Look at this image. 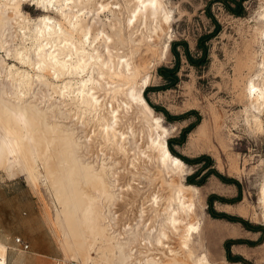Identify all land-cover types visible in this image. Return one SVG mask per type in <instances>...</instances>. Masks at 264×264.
I'll use <instances>...</instances> for the list:
<instances>
[{"label": "bare ground", "instance_id": "obj_1", "mask_svg": "<svg viewBox=\"0 0 264 264\" xmlns=\"http://www.w3.org/2000/svg\"><path fill=\"white\" fill-rule=\"evenodd\" d=\"M22 1L0 0V28L5 25L6 19H8H5V15L17 16V20L15 19L17 22L15 24H18L19 29L24 32L21 33L22 37H20V42L22 43L14 50V58L20 64L29 66L31 68L30 70L33 71L30 74L28 71L15 69L13 65L7 66L6 63L8 62L4 63V65L6 64L8 72V74L6 73L7 81L13 86L14 99L0 98V171H4L7 178H12L16 173H20L34 189L42 186L51 194L53 202L57 203L54 205L55 217H57L56 224L59 221L65 222L67 235L74 239L73 246L68 247L71 249L69 258L79 259L82 264H132L134 261L138 264H213L208 258L207 251L203 246L201 224L196 214L199 189L192 187V185L188 186L183 184L184 176L188 171L187 167L184 162L172 156L168 151L166 139L169 132L163 125L162 118L154 114L141 96L142 90L149 85L151 77L145 64L148 61L146 57L155 55L158 47V44H154L155 42L152 41L153 36L151 34L158 37L156 36L158 32L157 29H153L149 33L145 32L143 34L139 28L145 27L147 22L149 24L157 22L159 23L160 29H162L163 24L168 25L167 28L169 29V25L172 22V12L166 8L163 0H115V8H111L112 5L110 3H104V0H102V2L97 4L96 12H103L104 10L110 11L108 12L110 13L111 19L107 26L111 34L108 36L98 29L94 31L85 19L86 16H89L87 10L91 9V6L95 5L99 0H96L95 4H93L95 0H35L43 8L46 4H57L60 9L58 10L60 11L61 21L56 23L49 18L42 17L43 19H40L32 30L29 27L30 25H27L29 24L27 20L25 21L22 16H18ZM73 8L77 9L75 14L72 12ZM137 23L143 26H135ZM258 23L259 26L256 28L257 34L247 47L259 44L264 49V42H262V39H264V23ZM25 30L29 31V47L24 44L26 39L25 35L28 34ZM139 30L143 34H141V39L136 38V35L140 33L138 32ZM97 44H103L105 53L99 51L100 49ZM0 45L2 44L0 43ZM168 48V44H163L162 58H165ZM30 52L33 53L34 60L30 58ZM256 54L254 52H245V55L237 60L234 70L236 76L234 80L235 85L242 84L241 77H243L244 72L253 73L256 69V58H258ZM135 58L137 59L136 64L134 63ZM159 59H161L160 56ZM261 59V69L258 70L255 76H249L243 82L244 86L242 90V97L245 103H247V108L244 110L246 114L245 123L255 133L264 131V121L260 119V114L264 111L262 110L264 108V54H262ZM0 62L2 63L1 59ZM93 73H96L104 81V86L100 87L101 89L103 88L102 91L104 93L99 90L100 88L98 90L110 99L108 106L106 105L108 103H100L99 99L102 97L99 98L100 96L97 97V93H94L97 90L91 86L94 85L92 82L95 81L92 78ZM65 76L75 77L74 79L77 80L76 83H72L73 81L68 83L66 81L67 83L65 82L66 84L62 86H60L61 84L58 86L57 84L55 85V80L60 79L61 82L62 77ZM34 81H50L49 84L47 83L48 86L53 95H56L62 100L60 103L62 105L65 104L66 108H68L67 113L70 112L69 114L81 119L82 123L85 121L86 124L91 125V129L93 130L91 134L94 139L93 141H89L96 143L101 150H112L111 153L114 152L116 157L118 154L121 156L122 153L123 158H125L127 148V145L125 146L124 144V134L116 131L118 128L114 127L116 118L119 117L117 114L120 112L121 107L124 106L120 101H122L121 99H125L126 107H132L133 104L139 106L137 110L141 111L142 117L140 118H142L143 122L142 129L140 130L141 140L143 141L145 138L144 149H146L147 153L149 151V153L153 154V156L148 157L149 162L146 165H150L148 163H152V159L154 160L152 167L159 171L162 183L169 187L171 191L165 199L161 195H155V193L152 196V206L150 204L151 210L159 206L158 203L162 198L165 200V207L162 210L164 211L163 227L156 230L155 225V231L151 228L152 225H148L150 229L148 226L146 229H143L145 230L143 240L146 243L143 245L144 247L140 244L146 251L144 253L139 252L142 254L138 253L139 256L141 255L139 257L140 259L135 258L133 251L127 248L128 246H126L124 241L119 239L118 236L120 234L118 236L115 235L118 231L115 233V230L112 229L114 225L111 224L113 225L111 228V225L109 226L105 222V217L102 215L103 211L101 212V200L108 204L113 202L114 199H118L115 198L116 194L113 192V184H110L111 182L109 183L108 181L111 178L110 172L112 168L106 166L110 164H105V166L99 162L101 166L95 168L91 165V161L90 163H86L87 161L84 162V160L82 161L80 159V155H77L81 147L80 140L78 137H76L77 139L75 138L69 126L65 125L64 122L56 121L57 118H55L53 113L50 116L48 115L49 112H52L50 111L51 107L47 108L49 112L42 111V109L40 110L37 107L38 105L36 103L34 104L35 101L26 99V96L30 94L29 91ZM101 81L99 82L101 83ZM96 84L99 85V83ZM76 86L77 88H74ZM134 109L136 110L135 107ZM57 110L60 113L59 109ZM135 110V114L136 112L139 113V111ZM125 112L128 111L125 110ZM206 133V124L203 123L190 136L189 145L193 146L200 138L205 137ZM137 155H140V153ZM151 157L152 159H150ZM121 160L126 162L124 159ZM124 162L121 163L124 164ZM142 162L144 163V160ZM146 165L144 169H146ZM132 166L134 165L132 164ZM130 172L131 170H129V174ZM138 176L140 175L138 174ZM138 176L135 175V177ZM116 178L118 177L116 176ZM175 179L180 180V182H175ZM81 185L88 187L89 191H83L84 188L82 189ZM126 186L130 187V185ZM117 191L115 190V193ZM137 191L139 192H137L138 194H141L144 190H141V192L137 189ZM143 193L145 194V192ZM149 193L151 194V192ZM127 194L125 193L126 196ZM132 195L129 197H132ZM139 196L142 197V195ZM129 201L121 203V208L123 211L125 210L126 215L120 216L127 219L131 216L132 218L137 217L135 210H133L136 206V201L134 198H132V203ZM147 202L150 201L148 200ZM258 203L262 208L261 218L264 220V180H262L259 187ZM108 209L111 208L108 207ZM131 209L132 215L130 214ZM143 209L139 212L140 217L146 213L145 209V213H143ZM155 209L154 211H156ZM129 210L130 213H127ZM157 211L155 213H159ZM150 213L153 214V212ZM160 215L161 213L159 217ZM154 217L152 215L151 219ZM111 219H114V217ZM141 219L143 220L144 218L142 217ZM112 222L114 223V220ZM143 225L146 224L142 223ZM60 231L62 232V230ZM152 232H154V235ZM170 236L172 238L174 237L172 240H176V247H172L169 244L170 242L168 243ZM6 250V246L0 243V264H6Z\"/></svg>", "mask_w": 264, "mask_h": 264}, {"label": "rangeland", "instance_id": "obj_2", "mask_svg": "<svg viewBox=\"0 0 264 264\" xmlns=\"http://www.w3.org/2000/svg\"><path fill=\"white\" fill-rule=\"evenodd\" d=\"M163 1L166 8L172 12V22L169 25V29L167 28L168 25L166 24H163L162 29H160L159 23L157 22H155L156 24H149V22H147L145 27L140 23V26H138V23L135 25L137 27L143 26L139 28L143 34L145 32L149 33V31H152L153 29H157L158 32L156 35L158 37H155V35L151 34L153 36L152 41L155 42L154 44H158V47L156 49V56L151 54L152 56L149 55L146 57V60L148 61H146L145 64L147 65V69L151 77L149 85L142 90L141 96L145 103L154 112V114L162 118L163 125L169 132L166 143L167 149L172 156L177 157L170 151L168 141H174V143H172V150L181 157L187 158L190 161H194L200 157H206L210 161L208 164L205 161L193 165L184 163L188 171L183 180V184L188 186L192 185V187L199 189L198 202L196 204V214L201 224L202 243L205 250L207 251V256L210 261L213 264H264V220L261 218L262 208L258 203L259 187L262 180H264V131L255 133L251 131V129L246 125V114L244 113V110L247 108V103H245V100L242 97V90L244 86L243 82H245L249 76H255L258 73V70L261 69V57L262 54H264V49H262L259 44L251 45V47L247 46L248 44H251L250 41L253 40L257 34L256 28L259 26L258 22L264 23V0L244 1L242 3L243 15L238 17L230 14V12L225 9L223 3L221 2L222 0ZM99 2H102V0L97 1V3L95 0L93 4H96L93 5L94 7L91 6V9L87 10L89 16H86L87 18L85 17V19L87 23L91 25L94 31L98 29L110 36L111 33L109 27L107 26L111 19L109 13L110 11L104 10L105 12H96L98 7L97 4ZM103 2H108L112 5L111 8H115V0H104ZM230 6L234 7L232 4H230ZM58 9L59 7L55 3L52 5L46 4L43 8V6L37 4L35 0H23L18 16H22L25 21L27 20L29 23L27 25H30L29 27L32 30L34 25L43 18H49L56 23L61 21V15L59 11L60 9ZM63 10L67 11L66 9ZM76 10V8H73L72 12L75 14L77 12ZM5 19L7 20L5 25H7H4L0 28V43L2 44L0 45V59L2 60V63L0 62V98L14 99L13 86L9 81H7L8 72L6 64L7 66L13 65L15 69H20V71H28L30 74L33 73V71L30 70L31 68H29V66L20 64L14 58V50L18 48L20 43H22L20 42V37H22L21 33L24 32L19 29L20 27L18 24H15L17 22V16L5 15ZM216 26L219 27L218 31L210 39L205 40L202 43L203 46L201 47L199 45L201 38L211 35L215 31ZM140 30L138 32H140ZM25 32L28 34L25 35L27 40L25 39L26 42L24 41V44L29 47V31L25 30ZM141 32L136 35L137 39H141ZM262 42H264V39H262ZM181 43H184L185 47L184 45H180ZM163 44L169 45L165 58H162ZM173 44H176L175 51L178 53V62L177 58L172 53ZM97 46L100 49L99 51L104 52L103 44H97ZM185 48H187L188 54L192 59L200 61L198 66H192L189 63L184 54ZM204 50L205 53H203ZM245 52L257 53V66L253 73L244 72L243 77H241L242 84L239 83L238 85H235L234 80L236 76L234 70L236 63L240 57L245 55ZM29 55L30 58L34 60L33 53L30 52ZM159 56L161 59H159ZM4 63L6 64L4 65ZM134 63H137L136 58L134 59ZM175 66H177V82L172 87L165 88L169 82L163 80L158 75L157 70L161 67L173 69ZM97 76L98 75L96 73H93L92 78L95 81L92 82L94 85L91 86L97 90L94 92L97 93V97H102L99 99V102L102 104L108 103L106 104L108 106L110 99H108V96L105 97L103 94L104 91H102L103 88H100L101 86H104V81L100 79L99 76ZM74 78L75 77L73 76H65L62 77L61 82L60 79L55 80L56 82H54L55 85L57 84L58 86L61 84L60 86H62L67 82L71 83L73 81L72 83H76L77 80ZM99 81H101V83ZM95 82L99 83V85ZM47 83L49 84L50 81H34L31 90L29 91L30 94L26 96V99L33 100V102L35 101L34 104L36 103V105H38L37 107L40 110L42 109V111L49 112V109L47 108L51 107L50 111L52 112H49L48 115L50 116L51 113H53L55 118H57L56 121L64 122L65 125L69 126V128L73 131L75 138L78 137L80 140L79 142L81 147L79 148L77 155H80L79 157L82 161H87L86 163H90L91 161V165H93L95 168L100 167L102 163L104 165H111H105L106 167H111L113 170L110 172L111 178L116 175L119 179L115 176L113 179H108V181L109 183L111 182L110 184H113V192L116 194L115 198L118 199H114L113 202L108 204H106L107 202L101 200V212L103 211L102 215L105 217V222L109 226L111 224L114 225L115 228L113 225L110 227H113L112 229L115 230V233L118 231L115 235L118 236L120 234V236H118L119 239L124 241L126 246H128L127 248H130L133 251V254L135 255L133 256L135 258L140 259L139 257H141V255L139 256V254L142 253L139 252L144 253V251H146L143 248V245L146 243V241L144 242L143 240V233L145 232L143 229H146L148 225H152L151 228L153 230H155V225L156 230L163 227L162 224L164 219V211L162 210H164L165 207L164 199L169 196L171 191L169 187L162 183L161 176H159V171L152 167L154 165V160L152 157L150 159H152L153 164L148 163L150 165H146L147 162H149L148 157L153 156V154L149 153V151L147 153L146 149H144L145 138L143 137V141L141 140L142 137L140 135V130L142 129L141 126L143 122L142 118H140L142 117L141 111L137 110L139 109V106L131 104L132 107H126L124 102L125 99H121L122 101L118 99L120 103L122 102L124 104V106L122 105L123 107H121V110H119L120 112L117 114L119 117L116 118L114 127L118 128L116 131H120L124 134V144L125 146L127 145L126 147L128 148L127 149L125 147L127 157L125 160L126 157L123 158L124 156L122 153L121 156L118 154L119 157H116L114 152L111 153L112 150H101L96 145V143H91L94 139L93 135L91 134L93 131L91 129V125H88L85 121H83L85 123L84 125L81 119L69 114L70 112L67 113L68 108H66L65 104H63L65 106L64 108V106L60 103L62 100H60L56 95H53ZM74 88H77V86ZM98 89L103 93H101ZM4 93L5 95H8L5 96ZM152 106L162 109L168 114V116L172 118L181 116H184V118L168 121L165 118L163 112L155 111ZM57 109H59L60 113ZM125 110L128 112H125ZM134 110L139 111V113L136 112L135 114ZM262 110H264V108H262ZM250 111H252V109H250ZM260 119L264 121V111H262V114H260ZM203 123L206 124L207 133L205 137L200 138L198 142H196L193 146H190V136L194 134L198 127ZM191 126L192 128L190 131L182 138L183 132ZM180 141L181 143L178 144ZM140 150H142L143 153H141L142 151ZM135 152L137 153L135 154ZM139 153L140 155H137ZM121 159H124L126 162ZM143 160L144 163L142 162ZM121 162H124V164ZM131 163L134 166L136 165L135 168ZM144 164L146 165V169H144ZM115 165L118 166L116 167ZM139 168H141L140 171ZM126 169L131 170L130 174L129 170L127 171ZM143 169L147 173H145ZM147 169L148 171H146ZM202 169L204 170L202 171ZM210 172L213 174L209 175L208 173ZM134 174L136 176L139 174L140 176L135 177ZM159 177L160 179H158ZM189 178H193L192 181L196 184H188L187 180ZM220 178L226 181H232V183H223ZM150 182H153L152 185ZM175 182H180V180L175 179ZM126 185H130V187ZM81 188H84L83 191L85 192L89 191L88 187L84 185H81ZM119 188L124 190V192H122V190ZM33 189L34 188L20 173H16L12 178H7L4 171H0V191H4V193L0 195V208L4 207L17 210L20 214V222L18 221L14 224L20 226L25 232H29L31 229L29 222L31 219H33L32 223L35 226H37V223L45 225V227H47L49 230L50 237L53 239L56 246L55 253L58 256V261L56 264H82L79 259L69 258L71 249L68 247L73 246L74 239L67 235V226L65 222L59 221V223H57L58 225L56 224L57 217H55L56 215L54 212V205L56 202H53L51 194L42 186L37 187V189ZM137 189L139 191L144 190L143 192H145V194L142 191L141 194H138L139 192ZM163 189L166 190L164 191ZM115 190L117 191L116 193ZM149 192H151V194ZM125 193H128L127 196ZM135 193L136 196L134 197ZM154 193L155 195H161L164 199L162 198L159 201V206H157L156 209L152 208L151 210L150 204L152 206L151 200ZM118 195L119 197H117ZM131 195L132 197H129ZM139 195H142V197ZM132 198H134L136 201V206H139L134 207L138 208L139 210L133 208L137 217L132 218L131 216L129 219L121 217L120 215H126L125 210L123 211L121 208V203H124L128 200H130L132 203ZM145 198L150 202H147L148 200ZM119 199H121V202ZM115 200L117 201L115 202ZM162 200H164V203ZM144 201L145 203H143ZM117 202L120 205H118ZM209 203H211V207H209ZM108 207L111 209H108ZM142 208L145 209L146 213L143 209V213H145V215L142 214L140 217L139 212ZM154 209L156 211L158 210L157 212L159 213H155L156 211H154ZM150 212H153V214ZM127 213H130V210ZM147 213L148 215H146ZM160 213L161 215L159 217ZM34 214L39 215L36 217L38 222L35 221L36 218ZM130 214L132 215V209ZM152 215L156 218L154 217L151 219ZM213 215L225 216L227 218H214ZM113 217L114 219H111ZM142 217L144 218L143 220L141 219ZM111 220H114V223ZM140 221L146 225L142 226ZM108 222L111 223L109 224ZM249 228H253L256 231H251ZM36 229H38V227H36ZM60 230H62V232ZM166 232L168 231L166 230ZM153 233L154 232H152V234ZM172 239H174V237L172 238L170 236L168 243L170 242V246L176 247L177 242L176 240ZM153 252L155 253V251ZM133 263L138 264L135 261L132 262V264Z\"/></svg>", "mask_w": 264, "mask_h": 264}, {"label": "crops", "instance_id": "obj_3", "mask_svg": "<svg viewBox=\"0 0 264 264\" xmlns=\"http://www.w3.org/2000/svg\"><path fill=\"white\" fill-rule=\"evenodd\" d=\"M5 190V189H1ZM4 191H0L2 195ZM20 214L15 209L0 208V243L6 246V264H56L58 256L55 253L56 246L50 237L49 230L41 223L35 226L29 220L31 229L25 232L15 222H20ZM35 218L39 216L34 214ZM38 222V219H35ZM38 227V229H36ZM20 239L22 244L28 248L15 243V239Z\"/></svg>", "mask_w": 264, "mask_h": 264}, {"label": "trees", "instance_id": "obj_4", "mask_svg": "<svg viewBox=\"0 0 264 264\" xmlns=\"http://www.w3.org/2000/svg\"><path fill=\"white\" fill-rule=\"evenodd\" d=\"M246 1V0H222L221 2L223 3L225 9L230 12V14L234 15V16H242L243 15V7H242V3ZM230 4L234 5V7H231ZM218 26H216L215 28V31L211 34V35H207V36H204L201 38L200 42H199V45L202 47V43L205 41V40H208L210 39L212 36H214V34L218 31ZM180 45H184L185 47V44L184 43H181ZM175 46L176 44H173L172 45V53L174 54V56L177 58V62H178V53L175 51ZM203 53H205V50L203 51ZM184 54L187 58V60L189 61V63L192 65V66H198L200 64V61H196L194 59H192L189 54H188V51H187V48L184 49ZM158 72V75L163 79L165 80L166 82H169L168 85L165 86V88H169V87H172L176 82H177V66H175L173 69H169V68H165V67H161L157 70ZM152 108L155 110V111H160V112H163L164 113V116L165 118L168 120V121H173V120H178V119H182L184 118V116H181V117H175V118H172L170 116H168V114L163 111L162 109H159L157 107H153ZM191 114V113H190ZM192 128L189 127L188 129H186L183 134H182V138L184 137V135L186 133H188L190 131V129ZM181 138V139H182ZM172 143H174V141H168V145H169V149L170 151L172 152L173 155L179 157L184 163L188 164V165H193V164H197V163H200V162H207V164L210 162L208 158L206 157H200L194 161H190L188 160L187 158H184V157H181L179 155H177L173 150H172ZM181 141L178 143L180 144ZM206 168V167H204ZM204 169H202L203 171ZM209 175L210 174H213L212 172L208 173ZM207 174V176H208ZM205 176V177H207ZM193 178H189L187 180V183L188 184H196L194 183L193 181ZM223 183H226V184H231L232 181H226L224 179H221ZM235 184V183H233ZM200 185V184H198ZM209 207H211V203H209ZM214 218H227L225 216H218V215H213ZM231 220V219H229ZM249 230L251 231H256L254 230L253 228H249Z\"/></svg>", "mask_w": 264, "mask_h": 264}, {"label": "built area", "instance_id": "obj_5", "mask_svg": "<svg viewBox=\"0 0 264 264\" xmlns=\"http://www.w3.org/2000/svg\"><path fill=\"white\" fill-rule=\"evenodd\" d=\"M15 243L21 245L23 250H26L28 248V246L26 244H22L20 239L18 238L15 239Z\"/></svg>", "mask_w": 264, "mask_h": 264}]
</instances>
